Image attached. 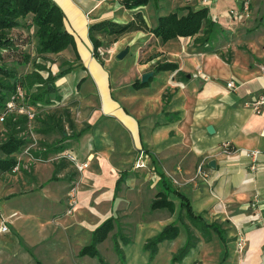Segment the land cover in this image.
<instances>
[{"label": "crops", "instance_id": "obj_1", "mask_svg": "<svg viewBox=\"0 0 264 264\" xmlns=\"http://www.w3.org/2000/svg\"><path fill=\"white\" fill-rule=\"evenodd\" d=\"M52 1L63 13L65 30L74 39L79 60H74L70 50L62 54L68 63H75L58 85L64 89L62 99L70 104L73 132L66 134L60 125L61 138L50 145L64 147L62 152L87 162L88 167L78 172L65 159L68 164L64 165L38 162L30 180L22 185L3 184L6 196L43 192L55 210L40 229L65 225L70 216L65 214L73 183L66 179L70 171L77 179L76 205L70 216L73 221L65 230L75 256L85 262L97 260L81 259L79 251L91 243L94 230L113 217L118 225L110 233L115 231L112 241L123 251L124 264H158L159 258L163 264H171L189 233L197 242L174 264H264V105L259 112L254 109L264 96V0H250L256 23L247 28L249 33L244 29L243 37L229 50L213 37L227 29L225 12L239 0H149L147 6L133 11L121 5L123 0ZM202 8L208 10L212 23L203 26V34L161 43L149 32L161 17L172 13L181 17L189 9ZM137 13L145 23L141 30L118 37L95 34L102 43L99 62L93 56L90 26L104 21L123 25ZM207 33L212 37L204 42ZM110 41L114 43L110 45ZM116 49L117 55L127 51L123 59L113 55ZM129 53L132 57L126 59ZM158 64L175 68L153 72ZM147 73L152 77L136 89L134 84L141 83ZM229 82L234 89L226 87ZM52 131L40 135L46 139ZM66 141L73 146L67 148ZM225 145L233 150L229 155L224 153ZM250 151L259 153L254 170L244 156ZM141 157L146 158V166L136 169ZM151 166L156 179L153 188L146 187L143 179ZM159 174L188 200L206 225L224 230L225 245L215 231L197 228L185 218L179 220L180 201L174 194L167 197L172 212L150 208L163 188ZM253 215L258 221L251 223ZM169 225L178 228L177 237L159 243L149 263L144 244ZM121 236L130 242L122 244ZM27 249L31 259L30 254L34 255Z\"/></svg>", "mask_w": 264, "mask_h": 264}, {"label": "trees", "instance_id": "obj_2", "mask_svg": "<svg viewBox=\"0 0 264 264\" xmlns=\"http://www.w3.org/2000/svg\"><path fill=\"white\" fill-rule=\"evenodd\" d=\"M149 0H123L121 5L126 10H136L148 4ZM63 13L61 9L52 0H0V114L4 112L6 103L16 94L17 86H20L23 92V104L35 106L41 103L42 105H50L52 98L60 99L55 87V80L59 77H64L74 68L70 65L57 77L50 75L44 79L39 72L45 70V67L33 61V68L29 73L18 76L16 67H9L4 61L3 51H15L17 44L14 39L10 37V32L16 28H25L28 32L33 31V38L35 39L34 53L37 59L49 61L52 56L63 54L66 50L74 53V60L78 61V55L75 50V43L73 37L65 30L63 23ZM210 25L211 21L208 18V10L202 8L199 10L189 9L185 16L178 17L177 13L168 14L167 16L158 19L156 28L149 32L153 34L161 43L173 40L179 37L187 38L193 37L202 32L204 25ZM145 23L140 14H136L134 19L126 24L120 25L110 21H104L89 28V38L92 42L93 56L101 62L98 49L101 47V42L96 39V33H102L107 36H121L126 33L141 30L140 26ZM212 37V34H206L203 41H207ZM111 42V41H110ZM51 56V57H50ZM19 66H26L30 64V54L22 53ZM45 63V62H44ZM102 64V63H101ZM175 66L172 64L161 65L158 64L153 68V72L173 71ZM147 83L137 82L134 84L136 89L144 87ZM37 117V116H36ZM35 117V119H36ZM27 117L18 115L16 113L7 114L4 121L0 123L3 128L2 138L0 139V174H12V170L17 164L15 156L21 152L30 141L24 132L27 128ZM43 128L35 131L39 134H46L51 130L60 131V119H55L54 115L47 117L45 121H39ZM63 141V140H61ZM43 151L40 153H33L34 158L42 155V160L46 161L49 155L62 153L64 147L48 145L41 143ZM229 151H233L228 147ZM160 175V174H159ZM123 175H121L122 177ZM158 183L163 187L161 194L151 202L150 208L167 209L173 211V204L167 199L169 194H174L180 201V215L179 220L183 218L190 221L195 227L202 229H211L215 231L223 245L226 241L223 237V232L218 226L206 225L203 219L196 215L188 202V200L174 190L168 182L159 176ZM117 226L115 218L111 217L103 222L92 233L91 243L83 247L78 257H88L96 259L100 264H105L99 252L98 245H100L107 238L108 234ZM118 229V227H117ZM120 234L118 229L117 235ZM178 235V228L175 225H169L164 228L156 237L146 241L144 244V251L148 252V262L151 263L157 252V245L163 241L174 240ZM120 236V235H119ZM130 241L121 236V243L128 244ZM197 242L195 237L189 233L187 241L182 249L173 256L171 264L179 262L184 257L190 248L194 247ZM113 250L118 258L119 263L124 264V254L117 242H113Z\"/></svg>", "mask_w": 264, "mask_h": 264}, {"label": "rangeland", "instance_id": "obj_3", "mask_svg": "<svg viewBox=\"0 0 264 264\" xmlns=\"http://www.w3.org/2000/svg\"><path fill=\"white\" fill-rule=\"evenodd\" d=\"M241 1L242 0H239V3H235V7L230 8L229 10H227V12H225V19L228 23V27L226 30H224V33H216L213 37L214 40L216 39L217 41H219L218 43H220L223 48H225L224 50H229L230 47H235L238 43L237 39H241L243 37L245 33L244 29L247 33H249L250 30L247 28L252 27V22L256 23V20H252V11L250 6L248 15L244 16L243 19H241L239 22H235L234 20L229 18L228 12L231 9H239ZM248 1L250 4L251 1ZM151 7L149 8L150 10ZM10 37L14 39V42L18 46L15 51H3L4 61L9 67H16L18 76L29 73L33 68V61H36L37 63L45 67V70L39 72V74L44 79H46L49 75L51 77H57V75L60 74L61 71L65 70L70 64L67 62L66 57L62 54L58 56H50L51 58L49 59V61H44L45 63L42 60L37 59L38 57L34 53L36 43L35 39L33 38L32 30L28 32L25 28H16L10 32ZM113 43L114 42H110L109 44L112 45ZM109 44L106 45L107 49L109 48ZM224 44H226L227 46H225ZM116 52L117 49L113 52V55H117ZM22 53L30 54V64L26 66L18 65L17 62L18 60H20V56L22 55ZM130 57L132 56L129 53L125 58L129 59ZM74 64L75 63H72L70 65ZM59 83H61V77L57 78L54 83L57 89V94L60 96L59 100L56 98H52L49 103L50 105H47V107L45 105H42L41 103L35 105L37 117L31 123V128L26 129V131L24 132L25 134H23L26 135V137L28 138L27 140H29L30 142L21 149V152L18 153L17 156H15L17 162L19 163L18 170L12 174L0 175V229L5 226L7 227L8 231L6 233H2L0 230V264H38L36 261H38L39 264H100L97 261L85 262L84 260H78L79 258L75 256L76 250L74 247H72L70 236L65 230V226H69L73 221V218L70 217L72 212L68 213L69 207H67L65 211V214L70 215L65 219V225L58 226L56 223L54 229L47 228L43 229L44 231H42L40 229V226L46 224V222L50 220V214L55 210V206L50 203L51 201L47 199L46 195L43 194V192H34L33 194L23 193L20 195H10L8 197V195L6 196L5 194L6 190L4 191L3 189V184L7 187L11 186V183H13L14 185H22V183L30 180V178H32L31 171L33 169V166L38 162H48L52 164L63 165L68 164L62 158L57 160L55 159V157L58 156L59 153L49 155L46 161L42 160V155H38V159L32 158L33 153H40L43 151L41 143L50 145L57 142L61 138V134L56 129H54L52 133H50L52 135H49V137L46 139H44L42 135L38 133L37 135H35V131L43 128L42 124L39 123V121H45L47 120V117L54 115L55 119H60V125L64 127V130L66 128V134L70 135L73 132V124L72 120L70 119L71 115L70 113H68L67 107L70 104L66 103L65 100L62 99L64 89L62 86H58ZM75 113H77V110ZM69 124L70 127L68 128L67 126H69ZM2 133L3 128L2 125H0V139L2 138ZM33 143L35 144L34 146L31 145ZM70 144H72L73 146L74 143H69L67 141L64 142V145H66L67 148H71ZM0 157H2L1 153ZM68 168L69 167L67 166V171L69 170ZM151 168L152 166L148 167L146 171L149 176L145 175L143 176V179L145 180L146 187L153 188L156 179L154 176V172L150 170ZM67 173L68 176L66 179L69 180V184L73 182L68 189V194L71 192L76 193L77 179L73 174H71L70 171H68ZM23 187L24 186H21V188ZM35 195H38V197H35ZM143 196L147 201L148 197H146L145 194ZM145 200L139 201L141 209L144 207ZM68 201L69 199L66 198L67 203ZM130 202H132V200ZM61 205L63 206V208L66 206L64 203H62ZM143 211H145V209ZM138 213L140 214V212ZM144 214H146V212H144ZM123 218L124 216L122 217V219ZM142 218H144V216H142ZM56 225L58 227H56ZM128 230L130 231V229ZM220 230L224 232L222 228H220ZM114 233L115 231L110 233L106 241H104V243L102 245L100 244V246L98 247V252L105 264H121L118 262V258L112 250V240ZM27 247L30 249V252L32 251L35 259L31 256V254V259L26 255L28 254ZM219 248L222 249L220 245ZM57 254H59L60 256ZM183 258L184 257H182L181 260ZM162 261V258H159L158 264H163Z\"/></svg>", "mask_w": 264, "mask_h": 264}, {"label": "built area", "instance_id": "obj_4", "mask_svg": "<svg viewBox=\"0 0 264 264\" xmlns=\"http://www.w3.org/2000/svg\"><path fill=\"white\" fill-rule=\"evenodd\" d=\"M94 1H101V0H94ZM249 1L248 0H242L240 3V7L239 9H231L228 12L229 18L234 20L235 22H239L241 19H243L244 16L248 15V11H249ZM264 70V68H263ZM227 88L229 89H234V84L232 82L227 83L226 85ZM22 101V102H21ZM264 105V96L260 97L254 104V109L256 112L260 111L261 106ZM5 110L3 113L0 114V123H2L6 117L7 114L10 113H16L18 115H22L27 117V128L30 129L31 128V123L35 120L36 117V107L35 106H28L23 104V92L20 86H17L16 88V94L14 96L11 97V99L6 103L5 106ZM31 145H35L34 143ZM228 145H225L223 147L224 153L229 155L230 153H232L231 151H229L228 149ZM244 156L250 160L251 163V169L254 170L255 166L254 164L256 163L257 157L259 156V153L257 151H250V152H246L244 154ZM34 158V157H32ZM66 159L68 161H70L74 167L76 168V170L78 172H82L84 169H86L88 167L87 162H78L77 159L72 156L69 155L67 153H61L58 156L55 157V159ZM38 159V158H35ZM145 157H141L140 159L137 160L135 168L136 169H144L146 166L145 163ZM19 168V163L17 162L16 166L14 167V169L12 170V173H15ZM198 174H201V169L200 167L197 170ZM68 199H69V210L68 213L72 212V209L74 208V206L76 205V198H75V193L71 192L68 195ZM258 221V216L253 215L250 216L249 218V222L253 223V222H257ZM2 233H6L7 231V227L3 226L1 229ZM242 241H240L238 243V247L241 248L242 247Z\"/></svg>", "mask_w": 264, "mask_h": 264}, {"label": "water", "instance_id": "obj_5", "mask_svg": "<svg viewBox=\"0 0 264 264\" xmlns=\"http://www.w3.org/2000/svg\"><path fill=\"white\" fill-rule=\"evenodd\" d=\"M126 53H127L126 50L125 51H122L121 53H119L117 55V59L118 60L123 59L124 56L126 55ZM150 77H152V73H147V74L142 75V77H141V83H146ZM207 132L208 133H211L212 132V129L209 127L208 130H207ZM210 165L213 166V163H211Z\"/></svg>", "mask_w": 264, "mask_h": 264}]
</instances>
